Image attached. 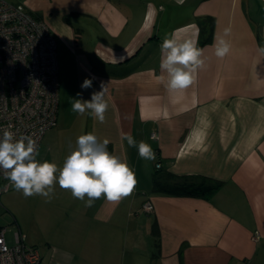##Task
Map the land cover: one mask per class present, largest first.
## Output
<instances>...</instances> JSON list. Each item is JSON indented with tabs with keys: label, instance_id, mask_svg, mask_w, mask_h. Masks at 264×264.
Masks as SVG:
<instances>
[{
	"label": "crops",
	"instance_id": "0c3cea01",
	"mask_svg": "<svg viewBox=\"0 0 264 264\" xmlns=\"http://www.w3.org/2000/svg\"><path fill=\"white\" fill-rule=\"evenodd\" d=\"M3 1L42 20L56 43L62 121L39 161L52 153L62 167L76 144L56 138L75 126L108 140L137 179L118 205L55 194L52 264H264V0ZM165 36L204 51L205 68L182 93L159 79ZM221 37L231 45L223 59L213 47ZM85 79L91 88L81 89ZM101 83L105 122L73 112L71 100H90ZM124 133L155 160L139 158Z\"/></svg>",
	"mask_w": 264,
	"mask_h": 264
},
{
	"label": "clouds",
	"instance_id": "9594fccd",
	"mask_svg": "<svg viewBox=\"0 0 264 264\" xmlns=\"http://www.w3.org/2000/svg\"><path fill=\"white\" fill-rule=\"evenodd\" d=\"M183 2V0H178ZM230 29H225V36ZM216 57L223 59L231 50L230 43L221 37L216 40ZM160 69L166 73L160 77L169 93H182L192 86L198 71L206 66L204 51L192 40L178 41L174 36H165L161 45ZM264 55V47L258 48ZM92 87V80L85 79L81 89ZM107 87L103 83L100 91L93 92L90 100L73 98L72 111L84 115L87 111L99 123L105 122V113L109 104L105 99ZM81 94L78 93L79 97ZM121 141H127L129 147H136L139 158L155 160V152L144 141H137L131 134L124 133ZM109 141L100 142L98 138L87 133L76 139V148L64 160L62 167L48 161H39L38 146L31 137L15 138L14 133L5 130L0 137V170L17 192L25 198L41 196L45 202H51L55 195V186L71 192L73 198L84 201L85 207H92L94 202L104 198L107 202L118 205L129 197L136 185L135 172L126 160L112 155L107 149ZM87 197V199H85Z\"/></svg>",
	"mask_w": 264,
	"mask_h": 264
},
{
	"label": "built area",
	"instance_id": "2783aa9c",
	"mask_svg": "<svg viewBox=\"0 0 264 264\" xmlns=\"http://www.w3.org/2000/svg\"><path fill=\"white\" fill-rule=\"evenodd\" d=\"M58 101L52 33L21 4L0 0V137L7 130L15 138L29 136L39 146L44 133L56 125ZM0 179L5 180L3 189L7 190L11 183L2 170ZM141 211L151 213L153 207L147 202ZM6 232L0 225V264H41L38 249L28 246L19 231L9 235V244Z\"/></svg>",
	"mask_w": 264,
	"mask_h": 264
},
{
	"label": "rangeland",
	"instance_id": "374dc122",
	"mask_svg": "<svg viewBox=\"0 0 264 264\" xmlns=\"http://www.w3.org/2000/svg\"><path fill=\"white\" fill-rule=\"evenodd\" d=\"M60 121L62 120L58 119L57 127L47 130L43 135L42 144H44V147L38 148L39 156L37 160L46 153L47 146L49 149V143H52V129H57L61 123ZM80 135L84 134H81L74 126L71 133H68V130H66L64 137L56 138V140L61 142L60 144H64V147H69L67 146L68 144H76V139ZM46 137L50 139L48 140V144L45 140ZM45 161L52 163V153ZM5 183V180L0 179V225L6 227V240L8 244L11 243L9 235L15 231H19L28 246H34L38 249L42 255L41 264H52V234L54 232L52 225L59 224L56 221L58 219L57 216L52 219V199L51 202H45V198L41 196L25 198L22 192L14 190L11 184L7 190H4ZM55 190V194L58 195L62 194L61 191H64L60 189L58 184L55 186ZM136 198L144 200L145 196L138 193ZM142 215L145 214L143 213ZM79 234L81 235L82 232Z\"/></svg>",
	"mask_w": 264,
	"mask_h": 264
}]
</instances>
